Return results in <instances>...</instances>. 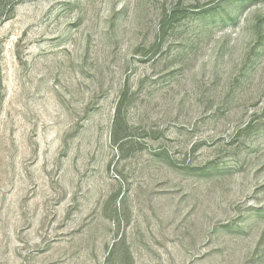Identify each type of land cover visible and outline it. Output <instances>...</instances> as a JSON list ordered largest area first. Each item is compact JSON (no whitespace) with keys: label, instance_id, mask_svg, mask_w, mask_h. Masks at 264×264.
<instances>
[{"label":"rangeland","instance_id":"1","mask_svg":"<svg viewBox=\"0 0 264 264\" xmlns=\"http://www.w3.org/2000/svg\"><path fill=\"white\" fill-rule=\"evenodd\" d=\"M0 4V264H264V0Z\"/></svg>","mask_w":264,"mask_h":264},{"label":"trees","instance_id":"2","mask_svg":"<svg viewBox=\"0 0 264 264\" xmlns=\"http://www.w3.org/2000/svg\"><path fill=\"white\" fill-rule=\"evenodd\" d=\"M0 6H1V4H0ZM120 118H121V114H120V111H119V112H117V115H116V122H118L120 120ZM116 137H117V135L115 134V140L118 141V138H116Z\"/></svg>","mask_w":264,"mask_h":264}]
</instances>
